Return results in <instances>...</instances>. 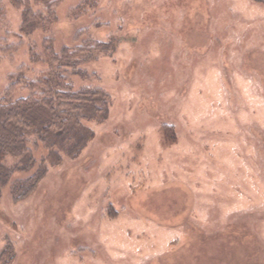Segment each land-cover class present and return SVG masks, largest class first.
<instances>
[{
  "label": "rangeland",
  "instance_id": "obj_1",
  "mask_svg": "<svg viewBox=\"0 0 264 264\" xmlns=\"http://www.w3.org/2000/svg\"><path fill=\"white\" fill-rule=\"evenodd\" d=\"M78 4L58 0L51 29L25 35L22 8L0 0V99L30 94L12 76L39 79L47 39L56 53L103 42L86 77L68 75L111 97L77 158L49 165L27 197L13 194L26 173L3 189L0 255L264 264V0H98L76 17Z\"/></svg>",
  "mask_w": 264,
  "mask_h": 264
},
{
  "label": "trees",
  "instance_id": "obj_2",
  "mask_svg": "<svg viewBox=\"0 0 264 264\" xmlns=\"http://www.w3.org/2000/svg\"><path fill=\"white\" fill-rule=\"evenodd\" d=\"M57 1L12 0L22 8L20 33L31 35L37 30H50L57 21L51 10ZM33 4L46 10L36 12ZM97 4L98 0H79L74 15L80 17ZM47 40L48 69L39 79L26 80L22 74L12 76V84L24 83L30 94L0 99V199L14 176L24 173L27 178L15 181L13 194L17 200L27 197L46 175L49 165H58L64 157L77 158L94 139L91 122L102 123L109 118L110 95L98 87L75 89L68 75L71 70L70 75L86 77L81 66L94 60L93 51L101 50L104 43L89 49L91 55L83 46L64 47L56 53L53 41ZM33 59L39 61L40 57L35 55ZM13 259L14 250L7 246L0 255V264H11Z\"/></svg>",
  "mask_w": 264,
  "mask_h": 264
}]
</instances>
